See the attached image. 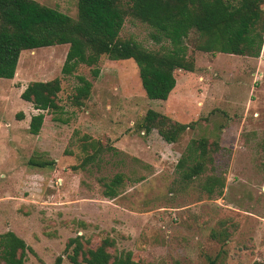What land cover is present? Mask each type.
Masks as SVG:
<instances>
[{"label": "rangeland", "instance_id": "obj_1", "mask_svg": "<svg viewBox=\"0 0 264 264\" xmlns=\"http://www.w3.org/2000/svg\"><path fill=\"white\" fill-rule=\"evenodd\" d=\"M35 1L78 17V0ZM151 33L128 17L120 37L158 51ZM188 43L196 71L175 73L167 101L147 98L133 60L103 56L97 79L85 66L64 76L68 45L24 51L15 78L0 79V235L26 242V264L59 256L72 264L66 249L76 238L87 249L111 239V252H132L138 264H264V46L251 58L196 51L193 37ZM77 76L93 84L83 107L72 103ZM56 78L62 111L46 113L32 135L38 112L21 94ZM149 110L193 126L167 144L156 130H138ZM202 137L220 144L206 175L225 178L221 196L209 197L202 180L183 184L177 172L188 143ZM119 175L122 185L108 196Z\"/></svg>", "mask_w": 264, "mask_h": 264}, {"label": "trees", "instance_id": "obj_2", "mask_svg": "<svg viewBox=\"0 0 264 264\" xmlns=\"http://www.w3.org/2000/svg\"><path fill=\"white\" fill-rule=\"evenodd\" d=\"M263 3V0H78V17L73 19L35 0H0V79L15 78L24 51L68 45L62 68L64 76H71L85 66L92 69L97 79L103 56L113 61L133 60L147 98L167 101L177 86L175 73L196 71L195 59L189 54L191 37L196 51L260 57L264 46ZM128 17L149 26L152 41L161 49L151 51L134 40L122 39L120 33ZM77 78L80 84L72 103L83 107L93 84L83 76ZM61 91V80L56 78L31 82L21 94V99L38 112L30 120L32 135H39L46 113L62 111ZM18 118L23 120L24 115ZM192 126L149 110L138 130L145 134L156 130L167 144H175ZM219 151L218 141L192 139L177 165L181 182L202 180L200 187L209 197L221 196L225 178L215 173L206 175L210 167L213 170L214 156ZM92 159L81 167L85 168ZM30 165L45 168L53 163L30 161ZM122 183L121 175L115 177L106 194L113 197ZM70 248L72 253L67 258L72 264H138L132 252H111L115 248L111 239H105L95 249H87L76 238L66 250ZM29 251L31 248L14 232L0 235V264H26ZM62 263L63 257L59 256L54 264Z\"/></svg>", "mask_w": 264, "mask_h": 264}, {"label": "crops", "instance_id": "obj_3", "mask_svg": "<svg viewBox=\"0 0 264 264\" xmlns=\"http://www.w3.org/2000/svg\"><path fill=\"white\" fill-rule=\"evenodd\" d=\"M31 120V119H30Z\"/></svg>", "mask_w": 264, "mask_h": 264}]
</instances>
